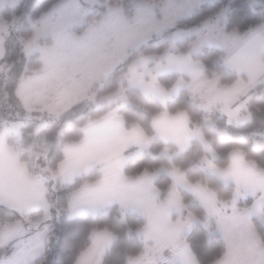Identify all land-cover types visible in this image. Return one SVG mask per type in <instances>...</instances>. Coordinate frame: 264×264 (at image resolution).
I'll use <instances>...</instances> for the list:
<instances>
[{
    "label": "snow or ice",
    "instance_id": "snow-or-ice-1",
    "mask_svg": "<svg viewBox=\"0 0 264 264\" xmlns=\"http://www.w3.org/2000/svg\"><path fill=\"white\" fill-rule=\"evenodd\" d=\"M89 3L56 0L32 22L31 38L19 39L26 53L39 55L44 65L41 72L19 83V98L29 111H57L69 105L79 93L87 91L92 80L125 61L130 50L165 35L177 18L191 14L199 0H130L127 8L109 4L102 13L94 12ZM203 7L212 9L213 14L196 31L216 35L214 39L201 36L194 42L193 51L206 43H215L229 52L238 47L241 38L220 27L230 10L216 3ZM188 35L175 33L162 55L142 57L130 69L129 86L154 97L161 106L149 112L147 126L140 121L128 126L117 108L108 114L106 124L91 122L70 132L68 141L62 143L59 171L63 183L73 188L63 211L69 218H98L117 206L125 222L129 212L142 216L144 223L135 230L138 250L127 254L122 264H203L187 239L196 222L209 233L218 232L223 237V249L215 256L214 264H264V163L249 158L240 147H232L227 162L218 163L220 154L213 141L200 125L193 126L189 111L169 107L170 100L188 90L206 114L205 119L207 114L219 112L229 123L247 122L249 117L241 114L242 105H234L252 84L264 78V29L250 34L244 54L222 58L239 77L231 83L208 78L205 66L192 58L191 51L178 49L177 41ZM41 38L50 41V46L41 47ZM12 40L9 25H0V56L6 55ZM172 72L179 75L170 82L165 75ZM185 73L190 79H185ZM78 75L81 78L77 79ZM49 90L55 95H45ZM122 99L127 102L126 96ZM41 128L36 129L37 141L24 145L21 138L15 148L6 146L5 137L19 136L17 127L6 125L0 132V209L8 212L0 220V250L10 252L6 264H39L48 254L47 229L41 230L39 221L26 223L23 219L32 210L48 208L45 182L33 175L23 159L25 152L47 145L48 139L40 135ZM157 138L165 145L162 155L168 164L127 177V149L133 145L149 147ZM194 141L203 148L196 164L209 178L207 182L192 181L188 169L176 162V157L187 153ZM161 172L171 177L165 192L155 184ZM217 183L230 187V192L221 195L220 188L214 186ZM196 202L203 207L202 216L189 210V205ZM131 232L128 229L129 235ZM119 239L120 234L111 226L93 225L87 243L72 264H109L108 254Z\"/></svg>",
    "mask_w": 264,
    "mask_h": 264
},
{
    "label": "clouds",
    "instance_id": "clouds-1",
    "mask_svg": "<svg viewBox=\"0 0 264 264\" xmlns=\"http://www.w3.org/2000/svg\"><path fill=\"white\" fill-rule=\"evenodd\" d=\"M160 3L162 0H153ZM23 3L28 6L29 12L36 10L37 5H41L42 0H23ZM56 0L48 6L47 10L40 8L38 15H42L48 11ZM121 4L125 8L129 6L130 0H90L89 6L96 13L106 11V5ZM208 3L219 4L222 8H228L229 14L226 21H222L220 27L229 35L235 33L241 40L238 47L233 48L230 52L218 46L215 43L204 44L199 50H208L209 63L206 65L199 59L195 58L193 51L194 42L201 36H210L215 38L216 33H209L207 30L197 33L208 20L204 17L199 23L186 26V23L198 12L204 11V5ZM253 3L256 7L253 8ZM213 14V13H212ZM211 14V15H212ZM257 29H264V0H199V4L195 7L191 14L182 16L174 21L165 34V46L158 54H146L141 47L138 50H130L125 61L114 66V69L107 75L101 76L99 79L92 80L87 87V91L79 93L77 98L67 106L60 107L57 111H52L46 108H33L28 110L18 95L19 83L21 80H26L43 70V61L39 55L29 56L21 46L19 38L15 46H9L5 56H0V132L3 131L6 125H15L18 129L19 136H6L5 142L8 147H17V140L22 138L24 145L33 144L38 137L35 135L36 129L41 128L40 135L48 139L47 145L43 148H34L31 152H25L23 159L27 163L29 170L40 177L45 182V200L47 202V211L41 208L32 210L24 216V221H39L41 230L47 229L49 235L48 252L56 246L62 239V234L67 233L68 225L82 219L96 218L86 215L76 218H69L64 209L67 206L68 197L73 188L65 185L62 181L59 163L63 159L62 143L67 142L70 138V132L80 129L91 122H99L106 124L108 114L119 108L123 103L122 97L125 96L128 84V75L132 65L142 57L162 55L172 43V36L177 32L189 33L190 35L183 38V46L177 41V47L181 52H192V58L203 63L208 78L218 77L222 83L234 82L239 77L232 71V78L227 81L221 76V73L214 68L229 69L222 58L234 57L244 54L247 48L250 34ZM159 42H154V46ZM198 50V51H199ZM7 66V67H4ZM138 70L142 71V67ZM230 70V69H229ZM179 73L172 72L165 75V78L170 82L178 77ZM185 79H190L187 73L184 74ZM81 78L79 75L77 79ZM123 89V92H121ZM45 95L50 97L55 95L54 91H46ZM181 97H187L190 101V107H185L192 115L193 120L198 119L195 114L200 108L198 101L188 91L184 90ZM49 103H54L49 100ZM241 114L249 117V122L258 125L264 130V78H259L257 82L252 84L240 97L237 104L241 106ZM28 134L25 136V134ZM8 212L5 209H0V220L5 219ZM111 218L108 214L101 215ZM215 233H207L203 242L191 241L192 248H202L211 252L214 246L219 241L214 239ZM224 244V241H223ZM10 254L9 251L0 250V264H6L5 257ZM201 257V256H200ZM203 264H214L215 257L207 259L202 258ZM39 264H48L47 255L39 261Z\"/></svg>",
    "mask_w": 264,
    "mask_h": 264
},
{
    "label": "trees",
    "instance_id": "trees-1",
    "mask_svg": "<svg viewBox=\"0 0 264 264\" xmlns=\"http://www.w3.org/2000/svg\"><path fill=\"white\" fill-rule=\"evenodd\" d=\"M52 3V0H42L41 5L36 6V10L29 12L31 5L26 6L23 0L20 1L17 7L14 9L6 8L2 12V18L7 23L11 22L14 18L23 19L22 26L19 30L17 36H13V40L10 42V46H15L17 38L28 39L32 36L31 23L38 19L40 8L47 10L48 6ZM213 10L205 8L203 12H198L186 23V26H191L199 23L204 17L210 16ZM29 21H28V20ZM165 35L153 38L149 43L142 46L146 54L154 55L158 54L159 51L163 49L166 43ZM159 43L154 46V42ZM50 43V41H46ZM181 46L183 43L180 42ZM196 59L201 60L206 65L209 63L208 50L205 48L200 51ZM221 73L224 80L232 78V73L229 69L224 68H214ZM127 102L120 106V114L125 117L128 126L131 125L133 121H140L145 126L149 122V112L156 111L160 109V103L154 97L145 96L141 94L138 90L133 88H128L125 94ZM169 107L174 111L176 109H186L185 107H190V101L187 97H177L169 102ZM145 109L149 111L146 112ZM187 110V109H186ZM198 119L193 120V126L200 125L207 138L213 141L215 149L219 152L218 163L227 162V153L232 147H240L244 149L249 158L256 159L258 162L264 163V130H262L258 125L248 122L244 125H237L234 123H227L224 117H220L217 113L207 114L208 118L205 119L206 114L199 109L195 112ZM214 121V123H213ZM28 134L26 133L25 136ZM36 135V133H35ZM165 145L157 138L150 145L149 149L142 151L136 156L132 157L126 163V176L134 178L141 174L145 169L148 171H154L161 165H167L168 161L163 157L162 151ZM203 154V148L201 145L194 141L193 147L185 154L176 157V162L185 169H188V176L192 181L205 180L208 181V177L203 173L200 167L196 164L200 156ZM155 184L162 192H165L171 181L159 175L155 179ZM221 191V195H227L230 192V187H224L222 184H216ZM251 200L249 199V203ZM189 210L197 215H203L202 207L196 202L189 205ZM110 217L107 218L100 216L93 219H82L75 222H71L68 225L67 233L62 234L61 241L54 246L50 252L47 254L48 264H72V260L78 254L81 247L87 243V237L89 231L93 225L107 224L114 228L119 234L120 239L117 241L116 245L112 251L108 254L109 264H122L125 260L127 254H131L138 250L139 240L136 236V229L144 223V221L137 217V215L128 213L127 221L122 220L121 213L118 207L114 206L108 210L107 213ZM128 229H132L131 235L128 233ZM259 230V229H258ZM208 230L200 222L196 223L189 234H187V239L191 243L192 240L197 242H203ZM214 239L219 241L211 252H208L202 248H194L202 258L215 257L223 249V239L218 234H214Z\"/></svg>",
    "mask_w": 264,
    "mask_h": 264
},
{
    "label": "rangeland",
    "instance_id": "rangeland-1",
    "mask_svg": "<svg viewBox=\"0 0 264 264\" xmlns=\"http://www.w3.org/2000/svg\"><path fill=\"white\" fill-rule=\"evenodd\" d=\"M20 1L21 0H0V25H5V24H7V25H9V28H10V31H11V34L12 35H14V36H17V34L19 33V30H20V28H21V26H22V23H23V19H21V18H14L11 22H9V23H7L6 21H4L3 20V18H2V12L6 9V8H10V9H14L15 7H17L18 6V4L20 3ZM28 20V19H27ZM29 21V20H28ZM31 29H32V31H33V27H32V23H31ZM34 34V31H33V33H32V35ZM155 37H158V36H155ZM155 37H153V38H155ZM31 38V37H30ZM30 38H28V39H30ZM152 38V39H153ZM151 39V40H152ZM24 40H27V39H24ZM150 40V41H151ZM46 41L47 40H45V39H43V38H41L40 39V41H39V43H40V45H41V47H46V46H50V44H51V42L50 43H46ZM150 41H147L145 44H147V43H149ZM179 42H182L183 41V39H180V40H178ZM144 44V45H145ZM143 46V45H142ZM200 51H202V50H199V51H197L196 53H199ZM231 71V70H230ZM232 73V72H231ZM124 103H126L125 101H124ZM214 113H217L220 117H223L219 112H214ZM225 118V120L227 121V123H229L228 122V120H227V118L226 117H224ZM249 121H247V122H245V123H242V124H237V125H244V124H246V123H248ZM234 123V122H233ZM234 124H236V123H234ZM164 157V156H163ZM165 158V157H164ZM166 159V158H165ZM167 160V159H166ZM201 169V168H200ZM160 174H158L157 176H156V178L159 176ZM225 187V186H224ZM250 200H251V198H249ZM114 207V206H113ZM117 207V206H116ZM119 209V208H118ZM119 211H120V209H119ZM121 213V212H120ZM129 213H132V214H135V215H137V217H139V218H141L143 221H144V218L142 217V216H140L139 214H136V213H134V212H129ZM122 220H124L123 218H121ZM196 223H198V222H196ZM196 223H193V225H192V227L196 224ZM192 227H191V229H192ZM191 229H190V231H191ZM189 231V232H190ZM189 232L187 233V234H189Z\"/></svg>",
    "mask_w": 264,
    "mask_h": 264
},
{
    "label": "crops",
    "instance_id": "crops-1",
    "mask_svg": "<svg viewBox=\"0 0 264 264\" xmlns=\"http://www.w3.org/2000/svg\"><path fill=\"white\" fill-rule=\"evenodd\" d=\"M198 55V53H195V56H197ZM130 88H133V89H136V90H138L140 93H141V91L138 89V88H135V87H130ZM142 94V93H141ZM171 101V100H170ZM169 101V102H170ZM159 102V101H158ZM125 103H124V101H123V103L121 104V106L122 105H124ZM159 139V138H158ZM198 142V141H197ZM199 143V142H198ZM150 147V146H149ZM149 147H145V148H140L139 146H136V145H133V146H131V147H129L128 149H127V151L124 153V156L127 158L126 159V163L132 158V157H134V156H136L137 154H139V153H141L142 151H144V150H147V149H149ZM202 147V146H201ZM160 175H163L164 177H166V178H168L170 181H171V177H169L166 173H163V172H161V173H159ZM130 178V177H129ZM198 203V202H197ZM199 204V203H198ZM201 206V205H200ZM202 207V206H201ZM202 209H203V207H202ZM137 214V213H136ZM218 233V232H217ZM221 237H222V235L220 234V233H218ZM222 239H223V237H222Z\"/></svg>",
    "mask_w": 264,
    "mask_h": 264
}]
</instances>
